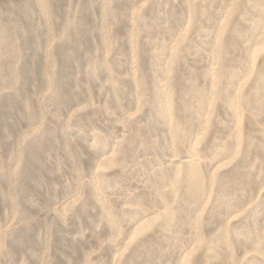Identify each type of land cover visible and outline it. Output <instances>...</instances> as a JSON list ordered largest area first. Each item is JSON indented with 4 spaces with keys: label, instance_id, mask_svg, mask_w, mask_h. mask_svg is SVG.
<instances>
[{
    "label": "rangeland",
    "instance_id": "374dc122",
    "mask_svg": "<svg viewBox=\"0 0 264 264\" xmlns=\"http://www.w3.org/2000/svg\"><path fill=\"white\" fill-rule=\"evenodd\" d=\"M0 264H264V0H0Z\"/></svg>",
    "mask_w": 264,
    "mask_h": 264
}]
</instances>
